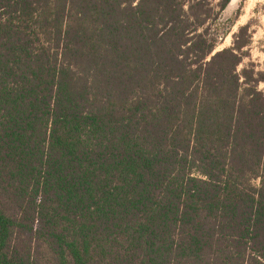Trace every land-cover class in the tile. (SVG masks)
I'll return each instance as SVG.
<instances>
[{"label":"trees","instance_id":"1","mask_svg":"<svg viewBox=\"0 0 264 264\" xmlns=\"http://www.w3.org/2000/svg\"><path fill=\"white\" fill-rule=\"evenodd\" d=\"M229 2L0 0V264H264V71L248 26L217 50Z\"/></svg>","mask_w":264,"mask_h":264},{"label":"rangeland","instance_id":"2","mask_svg":"<svg viewBox=\"0 0 264 264\" xmlns=\"http://www.w3.org/2000/svg\"><path fill=\"white\" fill-rule=\"evenodd\" d=\"M212 4L216 7L217 1H213ZM236 14L238 19L235 25L230 28L229 34L221 41L217 50L232 46L233 34L239 27L248 26L251 42L243 49V61L238 70L253 64L257 71H264V0H238L233 5L228 4L222 13L220 23L227 25ZM259 89L264 90V85L261 84Z\"/></svg>","mask_w":264,"mask_h":264},{"label":"water","instance_id":"3","mask_svg":"<svg viewBox=\"0 0 264 264\" xmlns=\"http://www.w3.org/2000/svg\"><path fill=\"white\" fill-rule=\"evenodd\" d=\"M238 0H230L229 4L233 5L234 3H236Z\"/></svg>","mask_w":264,"mask_h":264}]
</instances>
